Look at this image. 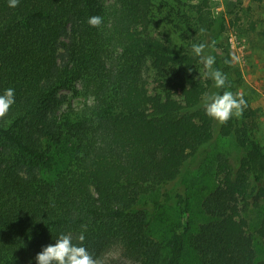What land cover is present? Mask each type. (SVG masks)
Listing matches in <instances>:
<instances>
[{"label": "trees", "instance_id": "1", "mask_svg": "<svg viewBox=\"0 0 264 264\" xmlns=\"http://www.w3.org/2000/svg\"><path fill=\"white\" fill-rule=\"evenodd\" d=\"M201 2L0 0V264H96L113 246L188 264V245L194 264H264L243 215L264 208L256 111L242 97L240 116L221 111L228 78ZM66 88L85 101L61 110ZM218 135L244 153L218 157L207 220L186 236L178 182ZM172 196L182 220L165 239L155 221Z\"/></svg>", "mask_w": 264, "mask_h": 264}, {"label": "rangeland", "instance_id": "2", "mask_svg": "<svg viewBox=\"0 0 264 264\" xmlns=\"http://www.w3.org/2000/svg\"><path fill=\"white\" fill-rule=\"evenodd\" d=\"M193 6L201 0H182ZM211 11L210 19H214L218 32L216 54L222 57L221 68L226 73L227 81H223L225 95L217 100L222 112L234 111L241 114L239 101L242 97L256 111V125L253 127L254 138L264 146V0H207ZM176 2V1H175ZM162 15V14H161ZM170 18L165 32L171 34L176 43L181 42V32L174 20ZM64 54L61 55V60ZM236 95V98L235 96ZM238 95V96H237ZM61 110L72 105L81 104L85 96L75 89H62L59 93ZM244 151L238 145L234 135L216 136L212 142L202 149L198 160H192L180 182V190L186 188L188 195V211L190 227L186 236L197 230L207 220L203 209V199L217 181L216 164L220 155L232 159L242 156ZM160 196V195H159ZM164 201V199L159 198ZM167 202V203H166ZM156 218L157 233L167 239L182 220L181 209L176 198L172 196L165 201ZM248 220V230L252 234L258 257L264 258V240L257 232L258 224L264 217V208L251 207L243 212ZM189 244V243H188ZM185 261L194 264L193 251L188 245ZM96 264H138L127 257L118 246L104 251Z\"/></svg>", "mask_w": 264, "mask_h": 264}]
</instances>
